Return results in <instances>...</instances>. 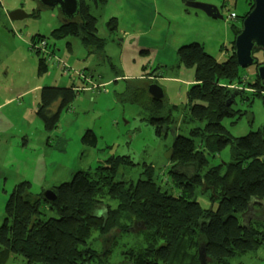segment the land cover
<instances>
[{"label": "trees", "instance_id": "obj_1", "mask_svg": "<svg viewBox=\"0 0 264 264\" xmlns=\"http://www.w3.org/2000/svg\"><path fill=\"white\" fill-rule=\"evenodd\" d=\"M188 1L195 0H182ZM247 2L250 10L253 2ZM88 8L85 0H79L76 18H61L49 37L31 36L30 49L37 56L48 57L38 59V74L45 73L49 60L56 58L49 39L74 36L90 53L104 55L105 42L98 37L96 19ZM245 15L238 18L240 25ZM232 30L234 40L240 27L234 25ZM233 40L223 63H217L196 43L177 50L179 62L194 68L184 121L203 126L191 129L188 137L174 133L168 149L171 156L165 161L169 163L165 165L166 172L154 176L152 166H144V177L133 182L127 177L126 168L135 166L132 161L128 157H112L93 170L74 172L68 183L53 187L54 202L46 201L42 193L32 195L28 182L18 183L7 198L5 219L1 217L0 258L15 254L22 256L25 264H108L112 245L106 246L105 235L114 229L124 235L131 226L140 227L150 247L133 242L120 251L122 258L116 264H198L199 245L212 264H218L264 246V126L232 138L222 125L223 119L235 116L234 99L245 91L264 104V89L256 73L247 79L236 65ZM257 53L262 56L261 61L255 57ZM254 57L258 64L264 63L260 51L254 52ZM54 63L59 66L58 58ZM71 70L64 74L80 80L85 85L83 92L103 91L104 84L91 74ZM142 81H138L136 89L130 88V96L132 102L145 109V87L139 85ZM77 89L72 85L41 90L36 115L46 129L54 127L59 111L79 94ZM233 92L237 96L226 106ZM148 99L153 110L160 112L161 101ZM148 121L161 138L166 131V127L162 131L165 119ZM96 142L89 130L80 138L83 147L94 148ZM227 146L231 147L229 161L211 164L209 157L214 158ZM198 196L203 199V206ZM103 200H110L113 207L102 204Z\"/></svg>", "mask_w": 264, "mask_h": 264}, {"label": "rangeland", "instance_id": "obj_2", "mask_svg": "<svg viewBox=\"0 0 264 264\" xmlns=\"http://www.w3.org/2000/svg\"><path fill=\"white\" fill-rule=\"evenodd\" d=\"M85 2L96 19L98 37L105 42L104 55L90 53L74 36L49 39L59 66L53 58L47 71L38 74V59L48 57L37 56L29 47V40L34 35L49 37L60 24L59 11L42 7L38 0H0V222L12 188L21 182H28L29 192L38 195L68 183L74 172L93 170L116 156L125 160L128 157L135 165H126L127 177L133 182L144 177V166L151 165L154 176L166 172L165 165L169 163L164 155L174 133L188 137L191 129L203 126L184 121L194 68L179 62L177 50L196 43L217 63L225 62L229 42L233 40L232 26L240 27L238 18L249 10L247 0H195L218 7L222 15L218 20L186 8L182 0ZM14 10H22L27 18L9 21L7 14ZM255 57L262 60L260 53ZM62 65L71 71L91 74L104 84L103 91L83 92L85 85L64 74ZM241 74L251 79L255 67L242 69ZM140 79L143 83L139 85L145 87V92L149 84L162 90L160 112L153 110L147 92L145 109L131 101L130 88L136 89ZM72 85L79 88V94L59 111L54 127L46 129L36 115L41 90ZM232 109L235 116L222 120L232 138L246 136L264 126V104L260 98L245 91L242 97L234 99ZM158 117L166 121L161 138L148 121ZM86 130L97 139L94 148L80 143ZM230 155L231 147L227 146L208 160L211 164H224ZM118 171L122 172L119 168ZM197 200L204 205L201 197ZM102 204L113 207L110 200H103ZM105 236L106 246L112 245L108 264L120 262V251L133 242L150 247L139 226H131L124 235L114 229ZM96 243L101 244L100 240ZM0 262L25 264L24 258L15 254L1 257ZM218 264H264V246Z\"/></svg>", "mask_w": 264, "mask_h": 264}, {"label": "water", "instance_id": "obj_3", "mask_svg": "<svg viewBox=\"0 0 264 264\" xmlns=\"http://www.w3.org/2000/svg\"><path fill=\"white\" fill-rule=\"evenodd\" d=\"M40 5L57 9L63 20L71 21L79 14V0H38ZM253 6L242 19L239 32L234 36L233 47L234 57L238 68L246 69L254 66L257 79L260 86L264 89V63H259L254 57V52L260 51L264 56V0H252ZM186 8H192L203 12L207 17L212 19H222L219 8L214 5L203 4L195 1L184 3ZM9 21H21L27 18L22 10H14L7 14ZM147 94L155 101H160L163 97L162 90L156 84H149L146 87ZM237 96L233 92L226 106L231 105L233 99ZM171 156V150H168L164 158L168 160ZM42 197L49 202L56 200V195L52 190H45ZM5 219V216L2 217ZM198 264H212L207 258L204 247L199 245L197 248Z\"/></svg>", "mask_w": 264, "mask_h": 264}, {"label": "built area", "instance_id": "obj_4", "mask_svg": "<svg viewBox=\"0 0 264 264\" xmlns=\"http://www.w3.org/2000/svg\"><path fill=\"white\" fill-rule=\"evenodd\" d=\"M58 64H59V61H58ZM61 69H62V71H64V73H67L66 71H68L69 69H67L66 67H65V65H62L61 67H60ZM71 70V69H70ZM69 70V71H70ZM100 86H98V88H99Z\"/></svg>", "mask_w": 264, "mask_h": 264}, {"label": "flooded vegetation", "instance_id": "obj_5", "mask_svg": "<svg viewBox=\"0 0 264 264\" xmlns=\"http://www.w3.org/2000/svg\"><path fill=\"white\" fill-rule=\"evenodd\" d=\"M149 98H151V97L149 96ZM151 99H152V98H151ZM49 190H52V189H49ZM44 191H45V190H44ZM44 191H43V192H44ZM52 191H53V190H52ZM43 192H42V195H43ZM53 192H54V191H53ZM3 216H5L4 213H3V215H2L1 217H3Z\"/></svg>", "mask_w": 264, "mask_h": 264}]
</instances>
